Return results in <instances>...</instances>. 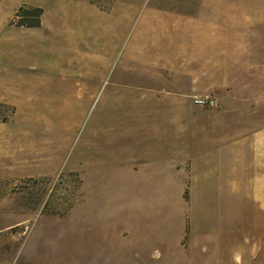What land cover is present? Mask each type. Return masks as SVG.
Wrapping results in <instances>:
<instances>
[{"label": "crops", "instance_id": "crops-1", "mask_svg": "<svg viewBox=\"0 0 264 264\" xmlns=\"http://www.w3.org/2000/svg\"><path fill=\"white\" fill-rule=\"evenodd\" d=\"M15 1L0 0L1 55ZM187 3L147 8L127 47L142 50L134 65L152 106L139 114L154 117L142 128L161 156L126 157L89 186L155 194L89 223L88 253L110 250L119 264H264V0ZM204 96L214 105L194 102Z\"/></svg>", "mask_w": 264, "mask_h": 264}, {"label": "rangeland", "instance_id": "rangeland-1", "mask_svg": "<svg viewBox=\"0 0 264 264\" xmlns=\"http://www.w3.org/2000/svg\"><path fill=\"white\" fill-rule=\"evenodd\" d=\"M187 1H15L43 13L37 27L11 24L0 54V264H119L110 250L88 253L89 223L155 192L89 186L126 157L161 156L142 128L154 117L139 114L152 106L134 65L142 50L127 47L143 11Z\"/></svg>", "mask_w": 264, "mask_h": 264}, {"label": "trees", "instance_id": "trees-1", "mask_svg": "<svg viewBox=\"0 0 264 264\" xmlns=\"http://www.w3.org/2000/svg\"><path fill=\"white\" fill-rule=\"evenodd\" d=\"M43 9L39 6L20 5L12 20L11 24L23 27H37L41 23Z\"/></svg>", "mask_w": 264, "mask_h": 264}, {"label": "built area", "instance_id": "built-area-1", "mask_svg": "<svg viewBox=\"0 0 264 264\" xmlns=\"http://www.w3.org/2000/svg\"><path fill=\"white\" fill-rule=\"evenodd\" d=\"M194 102L197 103V104H199V105L207 106V107H210V106H213L214 105L213 99H211L208 96L195 98Z\"/></svg>", "mask_w": 264, "mask_h": 264}]
</instances>
